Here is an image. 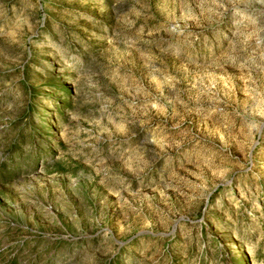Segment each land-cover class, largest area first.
I'll list each match as a JSON object with an SVG mask.
<instances>
[{"label": "rangeland", "instance_id": "rangeland-1", "mask_svg": "<svg viewBox=\"0 0 264 264\" xmlns=\"http://www.w3.org/2000/svg\"><path fill=\"white\" fill-rule=\"evenodd\" d=\"M264 264V0H0V264Z\"/></svg>", "mask_w": 264, "mask_h": 264}, {"label": "trees", "instance_id": "trees-1", "mask_svg": "<svg viewBox=\"0 0 264 264\" xmlns=\"http://www.w3.org/2000/svg\"><path fill=\"white\" fill-rule=\"evenodd\" d=\"M107 264H111V261H107Z\"/></svg>", "mask_w": 264, "mask_h": 264}]
</instances>
